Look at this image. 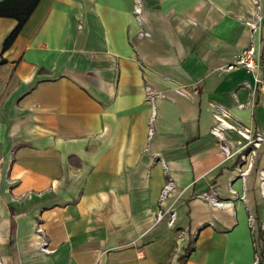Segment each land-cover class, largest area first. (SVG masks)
I'll use <instances>...</instances> for the list:
<instances>
[{"label": "crops", "instance_id": "crops-1", "mask_svg": "<svg viewBox=\"0 0 264 264\" xmlns=\"http://www.w3.org/2000/svg\"><path fill=\"white\" fill-rule=\"evenodd\" d=\"M133 4L39 0L5 51L0 16V264L253 263L264 23H245L253 0H142L140 20ZM249 45L262 63L225 71ZM219 110L263 137L244 177Z\"/></svg>", "mask_w": 264, "mask_h": 264}, {"label": "built area", "instance_id": "built-area-1", "mask_svg": "<svg viewBox=\"0 0 264 264\" xmlns=\"http://www.w3.org/2000/svg\"><path fill=\"white\" fill-rule=\"evenodd\" d=\"M254 3V12L250 19L245 21L248 28L251 32H255L263 23H264V2L259 0H253ZM142 8V0H134L133 4V13L135 17L140 20V12ZM148 32L145 30H141L139 32V36H147ZM260 62V59L255 54V49L253 45L246 46L242 48L229 63L224 70L229 71L234 68L242 67L246 70L253 71L255 70ZM257 85L259 87V91L263 96V105H264V79L255 78ZM146 97L148 100L153 101L155 96L157 95L153 89L149 86L146 88ZM228 113L224 110H219L214 112L215 124L211 128V134L215 137L218 142V148L222 154L228 156L231 154L230 146H229V138L226 135L225 130H233L236 132L238 137L234 140V145L236 147V151L238 152V161L236 163L235 169L237 173L244 177L248 175L256 166L258 157L260 152L258 151L261 146L263 137L260 133L252 131L250 127L242 126L236 123H232L227 119ZM149 134H152V126L150 124ZM264 152V151H263ZM259 177V191L262 197H264V169L258 170ZM171 181H169L164 190L162 196H165L168 190L172 187ZM202 197L211 200L216 203L214 198L215 191L214 189H210L201 195ZM221 204V203H218ZM173 221V218L170 219V222ZM248 225L250 228V232L252 234V243L254 247V259L252 264H264V221L260 223V229L262 231L261 238L258 237L257 233V223L256 218L252 212H248ZM36 233L40 235L42 238L41 247L46 249V240L44 230L39 226V224L35 227Z\"/></svg>", "mask_w": 264, "mask_h": 264}, {"label": "trees", "instance_id": "trees-1", "mask_svg": "<svg viewBox=\"0 0 264 264\" xmlns=\"http://www.w3.org/2000/svg\"><path fill=\"white\" fill-rule=\"evenodd\" d=\"M39 0H1L0 16L12 17L16 19L17 24L13 30L4 39L2 51H5L13 43L20 32L22 26L36 7Z\"/></svg>", "mask_w": 264, "mask_h": 264}]
</instances>
